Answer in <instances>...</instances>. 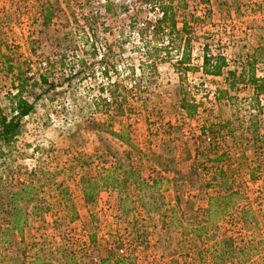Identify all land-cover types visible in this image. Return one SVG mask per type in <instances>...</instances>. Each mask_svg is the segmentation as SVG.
<instances>
[{"label": "rangeland", "instance_id": "374dc122", "mask_svg": "<svg viewBox=\"0 0 264 264\" xmlns=\"http://www.w3.org/2000/svg\"><path fill=\"white\" fill-rule=\"evenodd\" d=\"M42 1L0 0V109L7 107V93L13 91L11 76L5 72L6 60L19 63L22 68L27 65V74L35 75L44 69L45 58L56 59V54L62 53L63 68L55 67L50 76L55 81L66 77L70 66L72 71L79 70V60L85 59L86 64L72 77L70 85L56 86L49 94L39 96L34 101V112L23 118L21 133L9 148L1 149L0 195L4 197L28 182L36 190L31 204L23 201L22 194L16 200L28 213L22 229L24 241L14 251L16 264H27L32 252L51 264H218L215 257L221 252L217 248L223 247V242L227 260L222 264L264 256V167L256 171L253 181L247 172V163L263 161L264 157L247 146L239 149L227 135L225 142L221 140L210 151H200L199 142L202 128L208 124L227 118H233L235 123L246 120L247 90L236 93L233 105L217 100L215 93L224 85L223 76L204 75L198 69L203 43H207L211 54H223L229 69L236 65L238 54L253 42L252 29L264 25V3L255 12L241 9L237 13L218 6L217 0L206 4L185 0L187 7L179 9L177 23L181 21L179 17L188 20L190 14L201 17L203 7L209 8L210 13L188 36L190 63L197 68L178 78L172 66L178 53L174 50L169 51L168 61L154 60L151 71L143 65L144 72L138 76L137 63L144 59L140 54L143 43L159 40L149 33L141 40L136 26H128L133 16L136 21L146 19L145 11L125 0H109L114 15L103 16L104 0H50L53 15L49 24L43 26L39 18ZM88 8L105 23L97 30L95 49L83 44L84 35L90 37L84 24ZM164 37L161 45L167 43ZM112 41L122 43L119 51L123 65L132 59L133 75L120 66L117 75L109 70L104 76L102 67L108 62L102 57L103 43ZM255 72L257 76L264 75L263 62L256 65ZM114 80L121 85L119 109L111 103L108 93V84ZM100 87L104 88L102 92ZM37 92L38 89L32 90L28 98ZM181 94L196 105L191 116L178 106ZM99 96L105 99L106 107L96 99ZM260 105L259 131L264 133V96H260ZM137 149L147 156L140 158L143 175L147 173L146 164L152 163L162 175L177 178L175 183L168 182L160 196L168 206H175V212L183 213L184 223H159L156 214L149 222L131 223L134 213L125 214V207L118 206L116 191L112 189H100L92 201L81 197V175H93L99 167L116 161L130 159L136 163ZM127 150L131 152L129 158ZM222 151L226 176L233 179L232 184L228 183L229 189L241 188L242 197L233 199L249 209L245 213L249 221L243 224L224 218L210 223L200 239L193 227L202 224L199 219L204 218L208 195L221 193V186L207 179L212 173L210 162ZM150 153L156 156L149 160ZM198 161L202 163L199 166ZM34 204L39 209L37 214H30V205ZM197 220L200 223H189ZM30 239L32 243H28ZM200 241L208 251L201 249L196 254L194 245ZM251 244L254 250H249ZM0 264H8L6 258L0 257Z\"/></svg>", "mask_w": 264, "mask_h": 264}, {"label": "trees", "instance_id": "16d2710c", "mask_svg": "<svg viewBox=\"0 0 264 264\" xmlns=\"http://www.w3.org/2000/svg\"><path fill=\"white\" fill-rule=\"evenodd\" d=\"M149 4H155L158 12L153 22V30L151 36L153 39H159L154 43L148 44L143 43V48L140 54L144 56L142 63L138 62L137 68L139 69V77L144 72L143 67L148 66L151 71L154 69L155 61H168L170 57L168 53L170 50L177 51L173 59V70L178 75V78H183L184 74L197 68L193 67L190 63V45H189V34L193 30V27L201 22V19L210 13V9L203 7L202 16H196L193 14L189 15L188 20H182L177 26V12L179 9H185L187 3L185 0H142ZM203 4H206L208 0H200ZM262 1H246V0H217L218 6L226 8H232L235 12H240L241 9L255 12L260 10ZM102 15L113 16V5L109 0H104L102 4ZM39 18L40 24L45 26L51 21L53 15V3L50 0H43L39 3ZM93 10V9H92ZM93 12H96L93 11ZM135 15V14H134ZM92 15V11L88 8V13L84 18V24L87 30L90 32V37L84 35L83 44L88 45L92 49H95L96 36L98 28H103V21L97 19ZM145 20V19H144ZM138 21L135 17H131L128 26H136V32L141 39L143 36H147L148 32L145 26H137ZM107 31V29H105ZM253 42L249 45V48L242 54H238L237 63L231 69L227 67V61L223 54L215 53L211 54L208 49L207 43L202 44V55L201 62L198 66L200 72L204 75L211 76H223L224 85L221 88L216 89V99L226 100L230 105H233L235 99H237L236 93L239 91L247 90L246 101L248 114L244 122L235 123L233 118H227L216 123L208 124L202 128L201 137L199 142L201 143L200 151H210L216 144L224 141L227 138L231 143L236 145L239 149L243 146H247L252 150H256L259 155L264 157V133L259 131V119L258 113L261 110L260 96H264V75H256V65L260 62L264 63V25L255 26L252 29ZM184 35V37H183ZM167 37L166 45L162 44V38ZM142 40V39H141ZM176 45H173V42ZM182 42V45H180ZM124 43V42H123ZM120 42L112 41L109 43H103L105 51L102 57L106 58V67L103 68L104 76H107L109 70H112L117 75V68L122 66L126 72L130 75L134 74L135 67L132 59L123 65L122 51H119L121 47ZM160 44V45H157ZM159 46V47H158ZM162 46V47H161ZM169 49V50H168ZM32 50V48H31ZM164 52L163 55H159ZM56 54V53H55ZM106 54V55H105ZM56 59L45 58L44 69L37 72L35 75H28V67H21L19 63H11L7 55H4L5 72L10 74V87L13 91L7 93L8 105L6 108L0 109V156L2 155V147L9 148L14 142L15 138L21 133L23 128V118L34 112V101L44 94H49L56 88V86L70 85L73 76H76L86 64L85 59L79 60L80 69L72 71L70 66L66 77H63L61 81H55L50 79L55 67L63 68L64 66V54L57 53ZM101 58V57H100ZM130 57H128L129 59ZM137 60V58H136ZM137 60V61H138ZM144 65V66H143ZM73 72V73H72ZM181 80V79H180ZM108 81H110L108 79ZM108 93L111 99V103L116 109L121 106V96L119 90L121 87L118 80L111 81L108 84ZM38 89V92L31 95V99L28 96L31 91ZM104 88L100 87V92ZM52 98H49L51 100ZM100 99L105 105H108L103 97H96ZM99 100V101H100ZM179 108L187 116H191L195 110L196 105L193 101L185 99L184 95L181 94L179 99ZM253 111V112H251ZM235 117V114H232ZM236 129L239 130L235 131ZM111 134L121 137L119 133ZM208 140V141H206ZM127 142V141H126ZM131 145L130 143H128ZM204 144H206L204 146ZM199 152V151H198ZM126 157L129 158L131 152L126 151ZM137 160L136 163L128 159L126 162L116 161L107 167H99L93 175H81L80 177V191L81 197L86 201H92L100 189H112L116 191L117 202L119 207H125L123 210L125 214L134 213L131 215V223H146L153 220V215L156 214L157 221L159 223H184L181 215L183 213L178 210L175 212L174 205L168 206V202H164L161 198V191L168 187V182L177 181L176 177H167L160 173L159 170L155 169L152 163L147 165V173L143 175L141 173V159L147 157L144 152L139 149L136 150ZM224 151L218 153L214 157V161L210 162L212 166V173L207 180L210 182L218 183L221 186V193H215L214 195H208L207 206L204 209L205 215L201 220L202 224L194 225L193 231L198 238L202 237V232L206 227H209L210 223L213 225L219 220L224 218H230L234 222L247 223L245 213L249 209L239 206L238 200L233 198L242 197V191L239 187H233L229 189V184H232L233 179L226 176L227 165L222 162V154ZM149 160L156 155L150 153ZM160 166L162 163H156ZM155 164V166H156ZM199 161L196 165H201ZM248 179L253 181L254 174L261 167H264V160H258L256 163H247ZM229 166V165H228ZM165 168V167H164ZM164 181V182H163ZM165 183V185H163ZM164 186V187H163ZM35 186L28 182L19 184L14 190L9 191L6 196L0 195V257L6 258L8 264H16L17 259L14 257V251L18 249V245L23 243L24 238L22 229L27 223L26 207H21L16 204V200L21 198V194L24 195L23 201L30 203L34 200ZM177 197V196H176ZM124 205V206H123ZM39 208L34 204L30 205V214H37ZM232 215L231 212L235 211ZM40 213V212H39ZM197 220L189 223H200ZM183 235H186V230L183 229ZM191 231V229H189ZM17 237V238H16ZM201 239V238H200ZM225 241L227 238L224 239ZM27 244L26 242H24ZM28 243H32L31 239ZM224 246L225 242L222 243ZM254 244L255 241H254ZM254 244L249 245V250H254ZM219 246L217 249L221 252L220 256L215 257L218 264L224 263L227 259L225 256L226 247ZM196 254L200 253V250L208 251L205 245L200 241L199 245H194ZM256 248V247H255ZM20 251V250H19ZM217 252V250H215ZM19 253H22L21 251ZM212 253V252H211ZM103 261V259H102ZM264 264V256L256 258L238 259V264ZM27 264H51L49 260L43 259L37 252H32V255L28 258ZM249 264V263H248Z\"/></svg>", "mask_w": 264, "mask_h": 264}, {"label": "built area", "instance_id": "2783aa9c", "mask_svg": "<svg viewBox=\"0 0 264 264\" xmlns=\"http://www.w3.org/2000/svg\"><path fill=\"white\" fill-rule=\"evenodd\" d=\"M128 5H133L135 9L145 11L147 14L146 19L138 21L137 26H145L148 33L153 30V22L157 15L158 9L155 4H149L142 0H125ZM157 12V13H156ZM165 39V37H163ZM134 82V81H133Z\"/></svg>", "mask_w": 264, "mask_h": 264}, {"label": "crops", "instance_id": "0c3cea01", "mask_svg": "<svg viewBox=\"0 0 264 264\" xmlns=\"http://www.w3.org/2000/svg\"><path fill=\"white\" fill-rule=\"evenodd\" d=\"M183 15H185V13H183ZM178 16H179V11L177 12V17H178ZM179 18L181 19V21L184 20L183 17H179ZM181 21H180V22H181ZM180 22L177 23V26H179Z\"/></svg>", "mask_w": 264, "mask_h": 264}]
</instances>
